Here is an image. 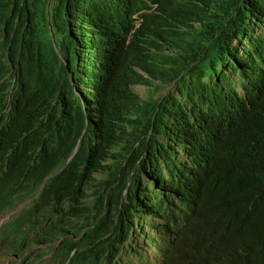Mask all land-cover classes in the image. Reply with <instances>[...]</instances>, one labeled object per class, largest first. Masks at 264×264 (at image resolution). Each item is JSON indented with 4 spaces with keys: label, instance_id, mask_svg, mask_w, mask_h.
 Wrapping results in <instances>:
<instances>
[{
    "label": "trees",
    "instance_id": "1",
    "mask_svg": "<svg viewBox=\"0 0 264 264\" xmlns=\"http://www.w3.org/2000/svg\"><path fill=\"white\" fill-rule=\"evenodd\" d=\"M75 1L0 0V218L31 201L9 238L42 242L55 212L67 247L117 250L124 217L130 227L135 212L169 207L181 252L264 264V0H81L79 28L67 19ZM115 148L117 182L93 186L103 199L88 207L89 180ZM140 171L157 187L122 203Z\"/></svg>",
    "mask_w": 264,
    "mask_h": 264
},
{
    "label": "clouds",
    "instance_id": "2",
    "mask_svg": "<svg viewBox=\"0 0 264 264\" xmlns=\"http://www.w3.org/2000/svg\"><path fill=\"white\" fill-rule=\"evenodd\" d=\"M136 1L138 5H144L142 4V2H144L145 0ZM145 5L149 7L150 11L157 10L158 7L157 4ZM53 6L54 2H52L51 8ZM67 8V19H69L71 23L70 26H73L74 28L83 27L86 13L84 3L81 0H77L73 3L71 9L70 6H68ZM134 20L135 25L139 27L141 23L140 15L136 14L134 16ZM56 53H58L57 50ZM61 63L65 64L63 60L61 61ZM72 77L74 76L72 75ZM73 84L74 86L76 85L75 83ZM14 85L15 84L13 83V88ZM139 87L147 88L146 92L140 93L139 91H135V88ZM133 90L136 94L140 95L143 100H148L151 95V89L147 86H136L133 88ZM75 93L80 96V92L77 88H75ZM159 95L160 93L156 94L155 97L158 98ZM83 144L84 140L82 138L79 142H77L75 146L76 148L71 157L69 158L67 165L64 168H60V170L56 172L55 175H52V177L64 172L73 163V160L78 154L79 150L81 152V150L83 149ZM138 145L139 143L136 146ZM112 153L116 156L110 157L107 161L103 163V165L107 167L99 169L93 174V176L89 180V189L87 190L86 195L81 198V201H83L88 207L95 205L98 209L103 199V195L98 196L94 192L95 187L93 186H95L100 181L105 187L108 184L114 186V184L117 182L115 170L117 165H120V163H122V160H124L125 157L123 158V156L119 154L118 148L112 150ZM138 179H140V184L137 185L136 183ZM156 187L157 185H155V182L153 181L151 176H148L147 171L132 172L130 177L128 178L127 189L123 192L122 195V203H129L130 191H132L134 195L137 196L138 200H143L144 196L147 195V191L149 192L150 190H153ZM30 202L31 201H27L26 203L21 204L17 210L0 218V221L3 220L4 217L9 218L7 222H4L0 225V255H6L9 250L14 254H20L23 257L22 259L27 260H24V262L21 264H88L93 260L94 263L92 264L234 263L235 256L232 254V252H217L209 258L206 257V254H200L199 257H195L194 255H190L186 252H181L180 235L178 231H169V223H171V211L169 207L166 208L164 212L160 213V215H147L135 212V218L130 227L127 226L128 220L124 217L123 238L120 241L119 247L116 248L117 250H111L112 248L109 249L103 244H96L94 246H91L90 251H88V249L86 248L80 249L76 246L67 247L65 242L68 238L72 236L73 233L71 234L68 232L69 227L67 222L64 220L63 216H59L55 212H52L48 215V236L42 242H40V240L33 239L35 233L31 232L28 235L26 246H24L22 244L21 238H9L11 230L4 229V227L10 224L16 216H18L22 211H24L30 205ZM104 202L105 210L102 213V217H106L108 215L107 201L105 200ZM97 209L94 212H96ZM174 213L176 216L180 215L177 219L178 224H176V226L183 225L184 220L182 219L181 213L177 212V210ZM172 228L176 230L175 226H172ZM87 230L88 228L82 230L78 235L75 236V242L77 244L82 242L83 238L87 233ZM40 231H42V228L40 229ZM14 250H18L20 252H14ZM81 251L87 253V257L84 261L80 260L81 257H79L78 259L75 258L78 252ZM50 260H54V262L51 263Z\"/></svg>",
    "mask_w": 264,
    "mask_h": 264
},
{
    "label": "rangeland",
    "instance_id": "3",
    "mask_svg": "<svg viewBox=\"0 0 264 264\" xmlns=\"http://www.w3.org/2000/svg\"><path fill=\"white\" fill-rule=\"evenodd\" d=\"M146 90L147 88L145 87L135 88V91H139L140 93H144L146 92ZM8 220H9L8 217H4V219L0 221V225L4 222H7ZM22 258H23L22 255L17 253L14 254L9 250L6 255H0V264H13V263L21 264L24 262V260H26Z\"/></svg>",
    "mask_w": 264,
    "mask_h": 264
}]
</instances>
